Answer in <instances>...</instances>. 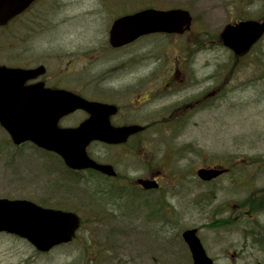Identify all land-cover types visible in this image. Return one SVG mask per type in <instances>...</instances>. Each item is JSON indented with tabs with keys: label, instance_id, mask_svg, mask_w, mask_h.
<instances>
[{
	"label": "rangeland",
	"instance_id": "1",
	"mask_svg": "<svg viewBox=\"0 0 264 264\" xmlns=\"http://www.w3.org/2000/svg\"><path fill=\"white\" fill-rule=\"evenodd\" d=\"M123 1L126 11L148 6L188 10L193 24L187 38L192 40L200 34L208 41L209 36H217L226 24L239 17L264 15V0ZM58 3L56 19H61V24L57 26L65 28L60 41L51 31L37 35L30 45L27 44L28 47L14 46L8 42L7 35L0 34V65L33 64L50 54L59 59L68 52L66 47L72 48L75 42H81L83 46H90L93 42L91 55L87 48L77 52L78 59L72 69L92 71L98 68L105 58L98 46L103 38L100 30L105 29L113 15L109 16L103 10L101 14L93 12L88 15L91 6L96 8L100 4L98 0H59ZM53 14L49 18L53 19ZM172 41L180 43L172 46ZM167 43L177 54L176 47L182 46L186 40H157L156 49ZM142 47L140 42L131 45L126 48V55ZM84 52L91 59L87 66ZM73 54H69L70 59ZM117 56L114 54L115 58ZM229 56L228 50L214 46L205 51L197 63L204 64V74L209 75L216 64L228 62ZM65 64L62 62L63 66ZM232 64L234 72L231 76L228 71ZM132 66L127 67L132 69ZM125 67V64L115 66L109 74L114 85L130 80V75L134 74ZM221 69L223 78H232L227 93L216 102V106L189 117V125L180 132L177 140L166 142L165 162L161 157L164 149L161 146H147L146 152L152 151L154 156L142 157L144 159L139 162L133 161L136 157L134 150H139L134 144L121 150L90 148L92 155L114 163L120 174L125 168L131 170L133 177H145L151 170L160 171L162 179L158 192H143L135 187L126 192L108 191L106 196L97 200L90 191L106 189L110 186L107 182L94 176L85 188L64 171L56 157L29 143L14 146L0 128V198L25 199L51 208L75 211L85 221L71 245L57 247L46 254H38L23 240L0 235V264H192L181 238L182 232L191 228L198 229L197 235L214 264H264V251L259 250L251 236H264V211L258 213V217L250 218L241 216L236 208V202L251 189L261 190L264 186V166L242 164L245 172L235 174L234 179L227 174L207 183L195 176L199 168L222 166L223 158L264 159V37L247 58L236 64L229 61ZM116 97L113 95L105 101L117 100L120 106L128 103L127 94L122 96L123 99ZM87 98L97 102L104 100L92 95ZM79 117V113L72 115L62 122V126L75 123ZM165 132L169 131L153 130L150 134L153 138H168ZM144 138L137 141L145 147ZM135 179H130L132 186ZM124 183L128 182L120 184ZM234 215L242 218L217 228L223 218H234ZM98 254L102 257L97 258Z\"/></svg>",
	"mask_w": 264,
	"mask_h": 264
},
{
	"label": "flooded vegetation",
	"instance_id": "2",
	"mask_svg": "<svg viewBox=\"0 0 264 264\" xmlns=\"http://www.w3.org/2000/svg\"><path fill=\"white\" fill-rule=\"evenodd\" d=\"M58 1L59 0H34L27 9L13 17L5 26L0 27V34L7 35L8 42L12 45L15 44L14 46L23 45L28 47L27 44L30 45V42L35 39L37 35L43 34L45 32L49 33L51 31L60 41L61 34L65 28L57 26V24H61V19H56V15L59 14ZM98 2L100 4H98L96 8L91 6L90 10L87 12L88 15L92 14L93 12L95 14H101L102 10L109 14V16L111 14L113 15L105 29L100 30V34L103 35V38L102 40L100 38L98 46L101 47L100 50L103 51L102 54L105 56V58L102 60L103 62H100V65H97L98 68L92 69V71L84 68L78 71L72 69V64L78 59L77 52L80 51L81 53L84 48H87L91 55L92 52L90 51L94 50L93 42H90V46H83L81 45V42H75L72 48L68 49L66 47L68 52L64 54V56L68 58H65L63 55V58H52L53 55L50 54L44 57L43 60L36 61V63L33 64H15L6 66L12 68L28 69L37 68L40 66L43 67L44 73L38 76L36 79L26 81L24 83V87H32L36 84H41L43 89L65 90L72 92L82 98H87L92 95L97 96L98 98L102 97L105 100L108 97H112L113 95L122 98L124 94H127L129 100L127 99L128 103L127 101L124 103L126 104L125 106H120L117 103V100H109L108 102L104 101L108 104L115 105L117 108L116 113L109 117V122L114 127L137 124L141 125L143 130L131 135L123 144L109 145L94 141L91 142L87 148V153L91 159L99 164L111 165L115 169L114 163L111 161L105 159L104 157L92 155L90 153V148L98 146L106 149L109 148L121 150L129 144H134L139 148L138 151L134 150L133 152L134 156H136L133 159L134 162H139L144 158L153 157L154 155L152 151L148 150V152H146L147 146H161V149L164 148L167 141L172 142L173 140L178 139L176 137H179L182 133L181 131H183L189 125V117H193L196 114L202 113V111H205L206 109L216 106V102L219 101L225 93H227V87L229 86V82L232 79L229 77L227 79L226 76L223 78L221 75V68H224L226 65H228L229 61H233L234 64H236L238 60L247 58L251 51L246 55L239 56V58L238 56H235L229 52L230 56L228 62H224L222 65L216 64L211 74L206 75L204 74L205 65L201 64L200 62L197 63V60L200 59L205 51L214 48V46L220 47V44L212 43L210 40L207 41L206 36L205 38H202L200 34L196 39H188L187 36H190L189 32L191 28L188 32L181 35H145L139 37L137 40H135V42L129 45L120 48H113L109 44V32L113 22L122 15H125L124 1L118 0L116 2H111L108 0H98ZM52 12H54L53 19L49 18V15ZM171 39L186 40V43H183L182 46L176 47V51H178L177 54H174V48L168 43V45L166 44L165 47L161 46L160 49H156L158 46L157 40H163L167 42L171 41ZM138 42H140L141 46L143 47L139 50L135 48L136 50H132L127 56L126 48ZM172 42V46H174L176 42L178 44L180 43L178 41ZM148 43H151V45L149 46ZM106 51L109 52V54H106ZM73 52H76V54H73ZM69 54H73L71 58L75 60L70 59ZM84 54L86 55L85 58L87 60V66L91 59H89L87 52H84ZM114 54H118L117 58L114 57ZM62 62H66V64L63 66ZM120 64H125L126 70H132L134 74L130 75V80L119 82L116 81L117 84L114 85L111 77L109 78V74L113 72L115 66L119 67ZM127 66H132L133 68L131 69ZM233 72L234 65L232 64L228 74L231 75ZM173 98L177 99L171 101ZM167 99H169V101L165 103L164 101ZM76 113H79L80 117L75 123L62 126L63 121ZM88 117L89 116L86 112L76 111L75 113L62 118L59 121V125L61 127H76ZM153 130L169 131L165 132V135L168 138H153V136L150 134V132ZM141 137H145L143 139L146 144L145 147L140 145L141 141H137V139H140ZM143 149H145L144 152L142 151ZM164 150L165 148L161 153V157L165 162ZM135 152L137 154H135ZM138 152H141V154ZM256 159L259 158H250L248 160L250 167H259L261 165L264 166V159H262L261 165L254 163ZM235 168L236 166L231 170L232 175L236 173ZM116 173L117 176L115 178L102 176L98 173V176H100L105 182H108L110 186H108L106 189H97L96 191H114L117 193L126 192L135 187L137 190H140L139 186H132L130 181V179L133 178H136V181L140 176L133 177L129 168H125V170L121 172L122 174L117 171ZM141 178H153V180H155V182L158 184V187L152 191H160L162 179V174L160 171L151 170L145 177ZM122 181L128 183L120 184ZM252 181L253 183L255 181V177L253 175ZM254 192L255 191L251 189L252 199L255 198V195L253 194ZM257 199L258 204L256 211L253 213L249 212L248 216L243 213L242 216L250 218L252 216L258 217V213L264 211V186L260 191H258ZM160 203L161 202H159V204ZM236 208L240 212V208L237 206ZM229 218H231L230 221L232 219L234 221H240L242 217L234 215V218ZM223 220H225V218ZM223 220L220 221L221 224H219L217 228L223 227ZM258 240L264 242V236L259 237Z\"/></svg>",
	"mask_w": 264,
	"mask_h": 264
},
{
	"label": "water",
	"instance_id": "3",
	"mask_svg": "<svg viewBox=\"0 0 264 264\" xmlns=\"http://www.w3.org/2000/svg\"><path fill=\"white\" fill-rule=\"evenodd\" d=\"M34 0H0V27L23 12ZM192 23L183 9H144L116 19L109 32V44L120 48L148 34H182ZM264 35V21H240L228 24L220 33L224 47L237 56L249 52ZM44 73L42 66L33 69L0 66V126L15 146L31 143L58 155L64 165L74 171L92 169L109 177L116 173L110 165L94 162L86 149L93 141L118 145L142 130L138 125L113 127L109 117L116 113L114 105L88 101L65 90L43 89L41 84L24 87L28 80ZM78 110L89 117L74 128H60L61 118ZM227 170L200 168L197 177L208 182ZM144 190L156 189L153 179H138ZM80 227L79 217L57 209L42 208L26 200L0 199V233L25 240L35 250L45 253L56 246L70 243ZM192 264H213L207 256L196 229L182 233Z\"/></svg>",
	"mask_w": 264,
	"mask_h": 264
},
{
	"label": "trees",
	"instance_id": "4",
	"mask_svg": "<svg viewBox=\"0 0 264 264\" xmlns=\"http://www.w3.org/2000/svg\"><path fill=\"white\" fill-rule=\"evenodd\" d=\"M259 17H261V16H259ZM258 17V18H259ZM240 19H257V16L255 17V18H253V17H250V16H246V17H240ZM264 19V18H263ZM217 41V43H220L219 42V38L218 37H215V38H212V40L213 41H215V40ZM229 159H231V158H229ZM228 158L227 159H224V161H226L229 165H231L232 167H235V163L233 164V163H230V162H228V161H232V160H229ZM255 162V161H254ZM246 165V164H245ZM243 168V167H242ZM244 169V168H243ZM240 170V169H239ZM95 175L93 174V172H88V173H86V174H84V176L83 177H79V176H77V175H74V180L76 181V182H82V183H88L90 180L92 181V180H94V177ZM97 196V198H100V195H96ZM103 196H105V195H103ZM238 204V207L240 208V210L242 211V210H244V212L246 213V214H248L249 212H255L256 211V209H257V204H258V199L257 198H255V199H252L250 196L249 197H244L243 199H241V200H239V202L237 203ZM243 212V213H244ZM84 223H85V221L81 218V230H82V226L84 225ZM231 224V222H230V219H225V220H223L222 221V225H230ZM256 236V234L255 235H253V238H254V243L257 245V246H259V249L260 250H263L264 249V242H262V241H260V240H258L259 238L258 237H255ZM78 238V235L76 236V238H75V240ZM74 240V241H75ZM100 257H102L101 256V254H98V257L97 258H100Z\"/></svg>",
	"mask_w": 264,
	"mask_h": 264
}]
</instances>
